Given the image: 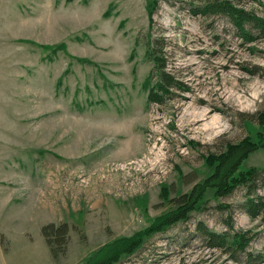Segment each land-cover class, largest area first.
<instances>
[{
  "label": "rangeland",
  "instance_id": "1",
  "mask_svg": "<svg viewBox=\"0 0 264 264\" xmlns=\"http://www.w3.org/2000/svg\"><path fill=\"white\" fill-rule=\"evenodd\" d=\"M151 1L0 0V264H92L128 242L112 264H264V224L241 208L243 187L207 189L187 220L160 224L216 153L263 135L264 38L242 42L223 14L202 11L209 0H156L150 27ZM157 36L190 90L149 104ZM248 168H264V147ZM227 213L259 262L202 244L197 222L222 232ZM48 222L69 226L58 259L40 233Z\"/></svg>",
  "mask_w": 264,
  "mask_h": 264
},
{
  "label": "trees",
  "instance_id": "2",
  "mask_svg": "<svg viewBox=\"0 0 264 264\" xmlns=\"http://www.w3.org/2000/svg\"><path fill=\"white\" fill-rule=\"evenodd\" d=\"M255 3L264 9V0H255ZM157 8V1L152 0L148 4V21L150 27L153 23L152 14ZM203 12H218L230 21L236 29V35L244 43H252L256 39L264 38V12L257 13L248 10L231 1H211L205 3ZM262 12V11H261ZM165 36L153 37L146 48V56L153 62L152 69L147 76V103L164 104L167 98H182L184 93L190 90L187 80L175 72V66L168 61L166 54ZM264 131V116L257 119ZM264 147V132L258 140L242 139L236 143H228L223 150L215 154L213 169L201 181H197L188 192L181 193L169 199L174 208L166 213L160 220V224L170 225L178 221H185L190 213L200 206V199L207 189H213L217 197L230 196L235 189L245 188V199L241 208L251 218H260L264 224V168H248L239 171L246 157ZM225 211L229 208H224ZM222 209V210H223ZM226 229L216 232L207 227L203 222L196 224L200 240L209 249H219L226 252L230 260L237 262V253H242L246 260L259 262L261 254H252L247 250L250 236L246 231H233V220L230 213L224 220ZM41 235L48 247L49 254L53 259L64 255L69 241V226L66 222H48L40 227ZM138 241L136 244H139ZM133 242L125 245L110 246L112 251H107L101 257L93 259L92 264H112L116 259V253L121 248L132 252Z\"/></svg>",
  "mask_w": 264,
  "mask_h": 264
},
{
  "label": "bare ground",
  "instance_id": "3",
  "mask_svg": "<svg viewBox=\"0 0 264 264\" xmlns=\"http://www.w3.org/2000/svg\"><path fill=\"white\" fill-rule=\"evenodd\" d=\"M200 119L196 120L197 122L199 121Z\"/></svg>",
  "mask_w": 264,
  "mask_h": 264
},
{
  "label": "crops",
  "instance_id": "4",
  "mask_svg": "<svg viewBox=\"0 0 264 264\" xmlns=\"http://www.w3.org/2000/svg\"><path fill=\"white\" fill-rule=\"evenodd\" d=\"M41 233V232H40ZM43 237V236H42Z\"/></svg>",
  "mask_w": 264,
  "mask_h": 264
}]
</instances>
